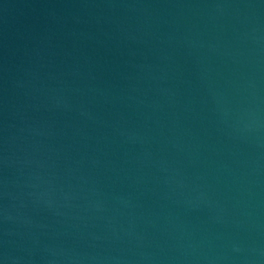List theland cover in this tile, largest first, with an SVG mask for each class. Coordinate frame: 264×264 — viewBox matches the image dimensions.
I'll list each match as a JSON object with an SVG mask.
<instances>
[{
    "label": "water",
    "instance_id": "water-1",
    "mask_svg": "<svg viewBox=\"0 0 264 264\" xmlns=\"http://www.w3.org/2000/svg\"><path fill=\"white\" fill-rule=\"evenodd\" d=\"M0 264H264V0H0Z\"/></svg>",
    "mask_w": 264,
    "mask_h": 264
}]
</instances>
